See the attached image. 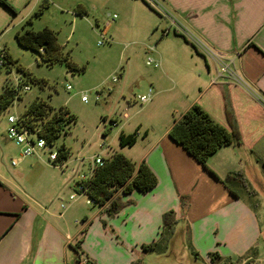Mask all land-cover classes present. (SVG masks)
<instances>
[{"label": "crops", "instance_id": "crops-1", "mask_svg": "<svg viewBox=\"0 0 264 264\" xmlns=\"http://www.w3.org/2000/svg\"><path fill=\"white\" fill-rule=\"evenodd\" d=\"M8 2L18 6L16 0ZM163 2L174 28L165 38L181 41L191 62L168 69L182 72V88L167 70L157 76L173 80L170 90L157 91L176 90L167 105L170 119L166 115L157 129L140 124L132 149L141 152L134 159L126 156L145 162L157 186L146 194L117 193L124 206L112 217L104 207L75 212L70 204L62 209L60 201H70L71 195L65 178L25 182V174L11 172L0 149V264H153L151 255L158 253L142 247L159 243H167L166 249L185 246L213 264L233 262L264 246V108L258 101L264 99V0ZM6 21L0 12L1 34ZM181 30L222 54L246 87L221 75L219 66L196 52ZM194 105L227 129L229 110L241 136L240 144L210 156L207 168L169 137L175 121ZM19 159L21 154L14 160ZM231 174H240L244 186H225L221 181ZM168 212H174L176 224L167 240L162 219Z\"/></svg>", "mask_w": 264, "mask_h": 264}, {"label": "rangeland", "instance_id": "rangeland-1", "mask_svg": "<svg viewBox=\"0 0 264 264\" xmlns=\"http://www.w3.org/2000/svg\"><path fill=\"white\" fill-rule=\"evenodd\" d=\"M16 1V16L0 7L7 20L2 27L4 32H0V57L1 52L7 50L15 62L10 69L0 67V96L6 88L16 89L20 80L30 89L28 92L20 90V97L0 112V149L4 151L11 172L25 174V182L53 176L65 178L69 182L66 190L76 196L75 201L62 198L60 203L66 209L73 205L75 212H96L99 206L87 204L86 194H77L79 182L90 176L97 158L107 160L114 153L133 159L139 155V147L120 146L122 131L137 135L140 124L143 129H157L164 125L166 115L170 119L167 105L176 90L159 95L157 91L158 88L170 90L173 80L178 84L176 87L184 86L182 72L168 69L191 62L189 54L181 41L176 43L174 39L165 38L174 34V28L170 29L171 16L163 0H48L49 7L40 16L36 13L44 0L34 9L37 0ZM46 28L56 33L62 53L82 69L81 72L70 71L64 63H43L38 53L18 45L17 33L40 32ZM150 60L153 62L148 64ZM19 68L45 84L27 80ZM164 70L169 72L172 81L157 77ZM149 92L151 100L142 103L140 97ZM83 97L87 98L86 102ZM36 100L47 103L55 111L67 110L75 120L53 149L36 148L32 157L15 167L12 161L22 153V146L8 139V117L21 118ZM31 139L38 142L36 135ZM63 145L69 155L53 167L49 161L50 152H56ZM258 249L233 262L213 264H264L263 244ZM166 250L165 255L160 252L151 255L152 263L207 264V260L188 252L185 246L179 248L170 244Z\"/></svg>", "mask_w": 264, "mask_h": 264}, {"label": "trees", "instance_id": "trees-1", "mask_svg": "<svg viewBox=\"0 0 264 264\" xmlns=\"http://www.w3.org/2000/svg\"><path fill=\"white\" fill-rule=\"evenodd\" d=\"M0 7L9 15L16 16V10L8 0H0ZM48 7L49 1L44 0L36 16H40ZM79 15L81 14L79 13ZM27 24H30V21ZM16 41L23 49L38 53L43 63L48 65L64 63L72 72L82 71L68 59L67 55L62 53L56 33L48 28L40 32L26 30L24 33H17ZM1 59L4 62L3 65L8 69L15 64L7 50L2 51ZM18 71L33 83L45 84L41 80L31 78L24 69L19 68ZM13 101L14 92L10 88H6L4 94L0 96V112L6 110ZM226 115L229 129L218 124L200 106L194 105L181 119L175 121L169 132V137L198 163L207 168L208 158L220 148L241 143L240 132L234 116L229 110ZM74 120L75 118L67 110L55 111L41 100L33 101L20 118L21 124L31 134L45 142V150L53 149L55 142L63 133L67 132ZM136 139V134L120 133L119 144L121 147H133ZM52 153H56V160L49 159V161L54 167H57L67 159L69 150L63 145L56 152H50V154ZM221 182L227 187L235 183L244 186L240 174H231ZM157 184L158 180L155 174L145 162L137 164L121 154L114 153L109 159L103 160L102 165H96L87 179L79 182L77 194H86L92 204L104 207L106 214L112 217L124 206L121 198L116 196L117 193H121L123 196H128L134 191L146 194L152 191ZM162 224L168 240L176 224L174 212L166 213L163 216ZM166 244L162 247L159 246L160 244H152L143 246L142 249L144 252L162 253L166 250ZM211 259L214 261V255H211Z\"/></svg>", "mask_w": 264, "mask_h": 264}, {"label": "built area", "instance_id": "built-area-1", "mask_svg": "<svg viewBox=\"0 0 264 264\" xmlns=\"http://www.w3.org/2000/svg\"><path fill=\"white\" fill-rule=\"evenodd\" d=\"M182 31V30H181ZM183 36L187 40V42L192 46V48L201 54L206 60L212 61L216 63L220 68V73L223 76L229 77L233 79L237 84H239L242 87H246L243 80L238 77L235 72L231 68V64L229 62L224 61V57L222 54L213 51L212 49L208 48L205 44H203L196 36L189 33L188 31L183 30L182 31ZM2 55V52H1ZM153 61L150 60L148 64L152 63ZM3 60L0 57V67H5ZM157 66V65H156ZM7 68V67H6ZM30 87H28L27 84L23 82V80H20L18 82V87L11 88V90L14 92V101L20 97V90L24 92H28ZM68 89H70L68 87ZM151 93L147 96L140 97V101L142 103H147L151 99ZM13 101V102H14ZM83 101H87L86 97H83ZM258 101L261 103V105L264 108V99L258 97ZM12 102V103H13ZM8 123L10 124V128L8 130V139L11 141H14L18 146H22V153H21V159L19 160H13L12 165L17 166L19 162L25 158L32 157L35 154L36 148L45 149L46 144L43 140L38 139V142L35 143L33 139H31V136L34 134H31V132L26 129L20 122V118H17L16 116H9L8 117ZM49 159L51 161L56 160V153L50 154ZM103 160L100 158H97L95 160V166L96 165H102ZM76 199L75 194H71L69 196L70 201H74ZM87 204L91 205V201L87 200ZM65 205H61L62 209H65ZM80 264H87L86 261H81Z\"/></svg>", "mask_w": 264, "mask_h": 264}]
</instances>
